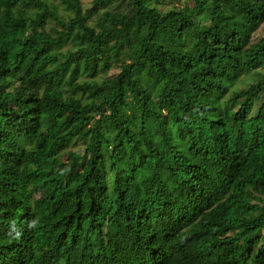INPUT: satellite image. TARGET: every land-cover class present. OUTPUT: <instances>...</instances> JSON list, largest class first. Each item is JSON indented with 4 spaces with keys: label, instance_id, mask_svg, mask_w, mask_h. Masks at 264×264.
<instances>
[{
    "label": "trees",
    "instance_id": "trees-1",
    "mask_svg": "<svg viewBox=\"0 0 264 264\" xmlns=\"http://www.w3.org/2000/svg\"><path fill=\"white\" fill-rule=\"evenodd\" d=\"M168 1L0 0V264H264V0Z\"/></svg>",
    "mask_w": 264,
    "mask_h": 264
},
{
    "label": "rangeland",
    "instance_id": "rangeland-1",
    "mask_svg": "<svg viewBox=\"0 0 264 264\" xmlns=\"http://www.w3.org/2000/svg\"><path fill=\"white\" fill-rule=\"evenodd\" d=\"M84 2V5L86 8H89L90 7V2L91 0H83ZM169 3H170V6H172L174 3V5L178 6V8H182L184 9L185 7H189L191 8V3L190 2H187L186 0H169L167 2V7L169 6ZM166 6H164L163 8H166ZM264 37V23L263 25L258 29V31L255 33L254 35V41H258L259 39L263 38ZM119 70L118 69H115L114 71H112V74L118 72ZM258 74H264V68H261L259 70H257L254 74H252L251 76H247L245 77L241 84H239V88H245L247 86H249L250 83H255L258 81V77L260 75ZM264 101V92L260 95V97L258 98L257 100V103H256V106H255V109H254V114L257 113L258 111V108L259 106L261 105V103Z\"/></svg>",
    "mask_w": 264,
    "mask_h": 264
}]
</instances>
